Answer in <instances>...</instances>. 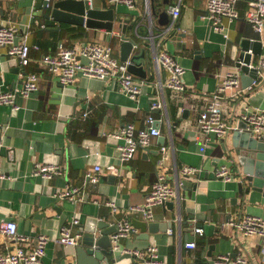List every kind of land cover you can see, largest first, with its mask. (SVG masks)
I'll return each mask as SVG.
<instances>
[{
    "label": "crops",
    "instance_id": "1",
    "mask_svg": "<svg viewBox=\"0 0 264 264\" xmlns=\"http://www.w3.org/2000/svg\"><path fill=\"white\" fill-rule=\"evenodd\" d=\"M178 2L155 0L158 15L153 18L146 11V0L139 1L135 13L132 9L123 12L117 8L119 13L144 17L138 29V42L150 52L151 73L146 78L149 85L144 94L134 100L122 93L114 80L104 82L80 74L76 83L65 86L40 63L45 54L55 53L62 42L71 45L78 40L80 45L89 39L112 43L115 55L121 60L118 30L113 35L114 30H88L49 19L51 7L44 0H0V24L17 23L21 28L18 37H28L33 57L31 64L23 69L18 60L1 48L0 90L20 86L25 71H36L40 75L39 90L29 98H18V112L0 105V155L6 174L0 183V222L15 219L19 233L50 236L45 264L72 262L69 255L74 248H65L55 239L61 236L64 225L71 227L73 233L77 231L78 225L73 224L75 219H79L80 224H85L93 215L115 224L126 219L133 224L136 219L146 221L132 213L130 206L146 202L160 174L169 178L178 194L170 205L155 208V221L169 220L173 225L166 233L151 234L148 239L136 228L134 234L123 239L122 249H146L150 244H158L161 257L168 264H202L207 247L212 244L216 257L230 254L235 258L242 254L248 264H264V239L246 236L233 226L246 215L264 216V192L255 191L247 201L239 198L236 202L233 197L237 196L238 181L227 183L215 176L218 167L226 165L239 177V169L231 156H235L236 149L231 135L218 138L211 134L208 141L198 123L200 110L194 97L198 93H213L217 88V74L234 69L242 52L243 39L264 40L242 17L226 23L225 32L230 36L227 41L223 33L201 18L207 0H183L177 26L186 37L182 41H163L158 48L166 47L187 69L184 75L187 90L183 98H176L171 89L163 92L157 86L167 81L168 74L158 69L151 36L155 34L156 42H160L159 32L168 24L162 23L159 15L166 10L170 16L169 7ZM103 4L104 0L96 2L97 6ZM246 8L247 4L241 3V11ZM114 38L118 40L115 42ZM170 43L173 48L169 47ZM261 57H264V47L262 55H254V62L258 63ZM155 100H166L168 106L154 112L157 119H162L158 122L161 136L146 150L140 149L128 163H123L117 150L120 141L111 133L130 123L145 127L151 113L150 104ZM263 100L264 86L244 93L234 103H229L227 117H238L248 107H261ZM186 109L190 110L188 117L174 128L173 122L181 118ZM164 146L169 148V161L162 164ZM40 163L58 165L61 174L48 179L36 175ZM97 165L103 168L102 176L100 181L91 182L86 175ZM188 165L198 168L199 174L189 178L192 185L179 186L178 180L184 179L182 168ZM74 186L82 188L75 200L60 198L63 191ZM108 201L117 204L116 212L107 205ZM170 229L173 234L168 232ZM193 241L197 248L188 249L186 243ZM95 247L101 248L97 244ZM0 249L13 250L2 234ZM122 264H130V261Z\"/></svg>",
    "mask_w": 264,
    "mask_h": 264
},
{
    "label": "built area",
    "instance_id": "2",
    "mask_svg": "<svg viewBox=\"0 0 264 264\" xmlns=\"http://www.w3.org/2000/svg\"><path fill=\"white\" fill-rule=\"evenodd\" d=\"M44 1H46L48 7H51L52 3L57 0ZM86 1L89 2L91 8L97 6L95 0ZM139 1L104 0L108 5L116 9L124 5L130 9H135ZM152 3V0H146V11L150 16ZM182 3L183 0H179L177 5L169 7L168 10L172 19L159 32L160 42H156L155 34L151 36L152 46L157 54L158 69H164L168 74L167 81L158 83L157 86L163 92L166 88L171 89L174 96L179 99L183 98L187 90L184 81L187 69L178 62L177 57L166 47H162L159 50L158 48L163 41H173L174 38L185 33L177 26L178 20L182 16ZM241 3L247 4V8L244 11H241ZM200 15L202 19L208 22L210 27L217 32L223 33L227 41L230 40V36L225 32L228 29L226 23H233V21L242 17L253 26L256 32L262 35L264 40V0H207L206 9ZM20 29L17 23L8 21L0 24V49L5 48L6 54L18 60L21 67L25 69L33 60L31 55L32 46L29 44L27 36L18 37ZM115 32L114 30L112 34L114 35ZM114 51L115 47L112 43H104L99 40L89 39V41L82 42L80 45L77 43L65 45L62 42L55 53L45 54L40 59V63L50 73L56 75L65 86L76 83L79 75L83 74L86 77L104 82L114 80L118 83V89L122 93L128 94L134 100H139L149 85L148 80L146 78H138L130 72L128 70V62H122ZM249 53L253 54V50H250ZM242 65H244L243 60L238 56L234 69L227 71L225 74H217V88L213 93L204 92L194 95L200 110L198 123L208 141L211 134L216 135L218 138H224L239 129L251 133L257 140L264 142V109L261 107L250 109L248 107L238 117H227L229 115V103H234L244 93L259 90L264 86V57H261L258 63L252 60V63L249 64L250 68L255 67L259 71L258 77L249 88L242 86ZM24 73V79L20 86L0 90V105L8 106L14 112H18L20 108L18 98H29L40 88L39 73L36 71H25ZM166 108H168L166 100L152 101L150 104L151 113L146 118L145 127L138 128L130 123L119 131L111 133L112 136L120 141L117 150L123 163H128L140 149L146 150L153 144L155 138L161 136V128L158 122H161L162 119H157L154 116V112ZM242 123H245L246 126H242ZM168 153L169 148L164 146L160 163L164 164L169 161ZM2 166V157L0 155V183L6 177ZM102 173V166L97 165L91 172L87 173V180L98 182ZM236 173L229 166L223 165L218 167L215 176L224 182L233 183L238 179ZM35 174L48 179L56 176V174H61V169L58 165L40 163L35 170ZM182 174L196 177L199 174V169L194 166H184ZM178 185L183 186V182L178 180ZM81 190V187H69L60 194V198L75 200V195L80 193ZM177 194L178 190L171 184L169 178L165 174H160L148 193L146 202L142 205H131L130 210L132 213L141 215L146 221L155 220V208L165 206L167 202L176 198ZM107 205L112 206L113 212L117 211L115 202L108 201ZM79 223L80 220L75 219L73 224L78 225ZM233 226L240 228L246 236H259L264 239V216L246 215L238 223H233ZM200 230L197 229V231ZM134 232H136V228L131 220L126 219L117 222V229L111 236L112 249L117 253L133 254L141 264H168L161 257L158 244H150L146 249H122L121 243L123 239L129 238ZM168 232L173 234L171 229ZM0 234L6 236L7 245L13 247V250L2 251L0 249V264H45L46 246L52 240L50 236L39 234L34 237L19 233L18 222L15 219L1 220ZM60 235L55 241L65 248H76L84 238L83 231L78 229L73 233L68 225H64L61 228ZM186 246L188 249H196L197 243L195 241L187 242ZM212 261H214L213 264H248L247 259L242 254H238L235 258L230 254H220Z\"/></svg>",
    "mask_w": 264,
    "mask_h": 264
},
{
    "label": "water",
    "instance_id": "3",
    "mask_svg": "<svg viewBox=\"0 0 264 264\" xmlns=\"http://www.w3.org/2000/svg\"><path fill=\"white\" fill-rule=\"evenodd\" d=\"M151 16L157 17L155 0H152ZM160 21L164 24L170 23V16L166 10L160 13ZM49 19H55L66 25H77L86 29L95 31H113L118 30L120 44V53L122 62H128V70L140 78H148L151 73L150 52L143 46L140 47L138 38V29L142 25V16H134L132 13H119L116 8L104 2L103 6L91 8L86 0H57L51 5V12L47 15ZM142 18V19H141ZM186 37L183 33L174 38V41H182ZM184 47L187 48L186 44ZM241 54L243 60L242 68V86L249 88L253 81L258 77V68L249 67L255 54L262 55L264 42L257 39H243L240 42ZM250 49L253 54L249 53ZM264 109V100L261 103ZM189 109L181 118H177L173 124L174 128L188 117ZM246 126L245 123L241 124ZM225 142V139H223ZM234 148L236 149L235 159L239 169L238 179H236L237 196L233 197L237 202L239 198L248 200L255 191L264 192V142L257 140L247 131L236 129L231 134ZM225 146V145H224ZM190 176H184L183 184L192 185ZM171 201L166 205H170ZM173 225V221H134L135 228L139 229L144 239H148L151 234L165 232ZM188 227V224L185 222ZM79 230L83 231L84 238L81 243L74 248L69 257L72 260L70 264H122L123 261H130V264H137L140 261L133 254L117 253L112 249L111 236L117 229V224L101 219L99 216H89L85 224H78ZM100 246L97 249L95 245ZM208 251L204 254L202 264H210V259L215 260V245H209Z\"/></svg>",
    "mask_w": 264,
    "mask_h": 264
},
{
    "label": "rangeland",
    "instance_id": "4",
    "mask_svg": "<svg viewBox=\"0 0 264 264\" xmlns=\"http://www.w3.org/2000/svg\"><path fill=\"white\" fill-rule=\"evenodd\" d=\"M97 2V0L95 1V3ZM119 10L120 11H131V9H129V7L128 6H126V5H124V6H119ZM132 10H134V9H132ZM133 13H135V12H137L136 10H134V11H132ZM92 40H95V39H92ZM114 40H115V42L118 40L117 38H114ZM77 42H75V43H77V44H79L80 42H78V40H76ZM169 47L171 48L172 47V43H170L169 44ZM173 48V47H172ZM84 61L85 62H87L85 59H84ZM226 71V70H225ZM226 73V72H225ZM225 73H223V74H225Z\"/></svg>",
    "mask_w": 264,
    "mask_h": 264
}]
</instances>
